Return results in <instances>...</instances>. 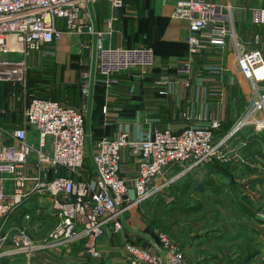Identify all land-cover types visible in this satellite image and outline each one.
<instances>
[{
	"label": "built area",
	"instance_id": "2783aa9c",
	"mask_svg": "<svg viewBox=\"0 0 264 264\" xmlns=\"http://www.w3.org/2000/svg\"><path fill=\"white\" fill-rule=\"evenodd\" d=\"M95 1L0 0V80L23 85L28 69L26 56L60 37L59 19L69 33L84 36L83 46L86 40L96 39L93 69L82 72L83 95H87L94 73L110 84L115 72L152 67L156 55L151 47L102 44V38L113 30V17H107L103 27L96 28L89 9ZM108 1L117 9L126 5L125 0ZM223 14L221 5L207 0L176 1L173 15L187 19L191 30L187 36L189 56L208 44L225 42L228 28L212 27ZM251 22L264 25V5L252 8ZM11 52L20 57L3 56ZM236 59L239 70L250 81L251 98L233 130L244 124L263 129L264 42L259 48L238 49ZM86 107L85 99L73 106L55 98L31 95L17 125L0 137V260L50 264L42 254L44 250L67 252L80 240L92 257H99L96 239L109 224L113 231L120 230L121 216L126 211L167 188L176 176L226 159L221 147L230 133L217 139L216 131L222 125L219 118L179 130L154 128L142 138H133L129 131L121 130L115 137L97 138L92 155L94 171L88 178L82 172ZM260 111L262 116L258 115ZM30 130L38 136L36 147L28 141ZM31 149L34 153L30 159ZM124 149L137 162L133 186L120 172ZM38 206H43L50 217L41 238L32 225L37 216L32 210H38ZM158 237L163 253H152L134 242L125 243L129 264H192L184 249L166 232L159 231Z\"/></svg>",
	"mask_w": 264,
	"mask_h": 264
},
{
	"label": "crops",
	"instance_id": "0c3cea01",
	"mask_svg": "<svg viewBox=\"0 0 264 264\" xmlns=\"http://www.w3.org/2000/svg\"><path fill=\"white\" fill-rule=\"evenodd\" d=\"M176 1L125 0V7L118 9L113 8L108 0H96L89 5L96 28H102L105 19L113 17L112 32L102 38L104 46L151 47L156 63L146 70L138 66L115 72L110 77L114 82L110 84L102 75L94 73L86 96L80 91L82 72L93 69L96 39L86 40L83 46L84 36L69 33L63 20L59 19L60 37L41 50L29 53L26 62L28 66L46 69L63 66L58 81L62 90L46 89L42 95H34L55 98L73 106H79L85 99L87 104L91 101L98 112L105 105L97 129L94 132L86 130L87 136L93 133L94 137H115L119 131L127 130L131 137L142 138L154 128L179 130L186 125L219 118L222 125L216 131L217 139L230 134L221 147L227 160H218L214 175L219 174L220 166H225L234 177L250 180L262 174L264 128L244 124L233 130L251 98L250 81L239 70L236 54L238 49L262 46L264 25L252 23L251 12L253 7L264 5V0H207L221 5L224 13L212 27L223 25L228 31L223 44H208L194 56H189L188 52L187 36L191 33L188 20L173 15ZM45 50L49 53L46 54ZM212 63L221 68H212ZM35 134V131H29V136ZM121 155L120 172L133 186L137 162L127 149ZM232 175H228V180L234 179ZM259 185L264 187V177L257 181ZM46 216L45 211L41 216L33 217L32 225L37 228L35 232L40 238L50 222V217ZM121 222L123 228L120 230L113 231L109 224L104 234L97 237L96 245L101 251L99 257L90 255L83 240L73 243L67 252L58 254L46 249L42 254L50 264H129L124 253L127 242L146 247L152 253H163L158 233L141 213L140 207L126 211ZM193 249L191 244L185 247L189 253ZM212 257L208 263L199 264H215L219 256L212 254ZM198 259L202 260L204 256H198ZM4 262L23 264L7 258L0 260V264Z\"/></svg>",
	"mask_w": 264,
	"mask_h": 264
},
{
	"label": "rangeland",
	"instance_id": "374dc122",
	"mask_svg": "<svg viewBox=\"0 0 264 264\" xmlns=\"http://www.w3.org/2000/svg\"><path fill=\"white\" fill-rule=\"evenodd\" d=\"M3 56L19 58L20 54L11 52ZM52 56L48 58L53 59ZM212 68L219 69L221 66L212 63ZM62 69L63 66L46 69L29 65L23 85L9 79L0 80V137L7 135L17 125L31 95H42L46 89L62 90L58 82ZM91 105L92 102L89 104L88 101L85 132L97 129L99 116L106 109L102 105L98 112ZM244 114L245 110L241 117ZM258 115L262 116L263 111ZM87 133L82 172L91 178L94 171L92 155L95 141L100 136L94 137L93 133L87 136ZM28 141L34 147L38 146L37 134L30 135ZM33 153L31 149L30 159ZM260 169L262 174L243 180L234 177L225 166L219 168L220 172L215 176L212 168L204 165L176 176L167 188L145 199L137 208L140 207L141 213L157 233L166 232L184 249L192 264L212 260V254L219 256L215 264H264V187L257 186V181L264 177V162ZM230 174L234 179L228 180ZM130 194L133 197L132 189ZM38 207L32 213L39 217L45 213V208ZM189 244L194 246L190 253L185 250ZM198 256H204V259L199 260Z\"/></svg>",
	"mask_w": 264,
	"mask_h": 264
},
{
	"label": "trees",
	"instance_id": "16d2710c",
	"mask_svg": "<svg viewBox=\"0 0 264 264\" xmlns=\"http://www.w3.org/2000/svg\"><path fill=\"white\" fill-rule=\"evenodd\" d=\"M219 162H218V160H216L215 162H212V163H209V164H206L205 166L206 167H211L212 168V174H213V172H214V170H218V166L217 165H219L218 164ZM220 169H222V166H220ZM261 179V178H260ZM236 183V182H235ZM150 225H152V224H150ZM4 259V258H3ZM2 259V260H3ZM6 259V258H5ZM3 264H5V262L3 263Z\"/></svg>",
	"mask_w": 264,
	"mask_h": 264
}]
</instances>
